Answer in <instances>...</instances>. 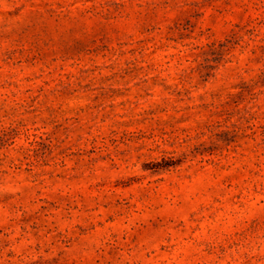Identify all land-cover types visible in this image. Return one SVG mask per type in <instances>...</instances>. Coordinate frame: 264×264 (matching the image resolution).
<instances>
[{
  "label": "rangeland",
  "instance_id": "1",
  "mask_svg": "<svg viewBox=\"0 0 264 264\" xmlns=\"http://www.w3.org/2000/svg\"><path fill=\"white\" fill-rule=\"evenodd\" d=\"M0 264H264V0H0Z\"/></svg>",
  "mask_w": 264,
  "mask_h": 264
}]
</instances>
